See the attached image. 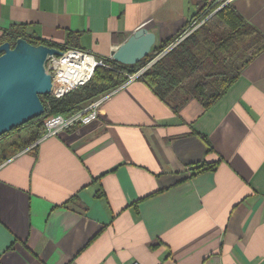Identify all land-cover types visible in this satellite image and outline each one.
<instances>
[{
  "label": "crops",
  "instance_id": "obj_1",
  "mask_svg": "<svg viewBox=\"0 0 264 264\" xmlns=\"http://www.w3.org/2000/svg\"><path fill=\"white\" fill-rule=\"evenodd\" d=\"M202 3L0 0V45L24 24L111 58L134 32L174 36ZM227 3L264 34V0ZM0 264H264V54L209 111L175 112L136 80L0 166Z\"/></svg>",
  "mask_w": 264,
  "mask_h": 264
},
{
  "label": "trees",
  "instance_id": "obj_2",
  "mask_svg": "<svg viewBox=\"0 0 264 264\" xmlns=\"http://www.w3.org/2000/svg\"><path fill=\"white\" fill-rule=\"evenodd\" d=\"M227 0H203L200 8L185 26L174 36L155 46L150 55L135 66H125L111 58H99L103 65L97 66L91 79L77 90L61 99L51 95L42 96L45 114L2 136L33 125L30 137L8 147L0 156V166L25 149L37 144L46 134V122L54 116L69 118L127 84L129 76L137 73L150 60L167 50L177 39L191 30L192 33L162 57L138 80L144 83L162 102L178 112L190 100L198 101L209 111L238 81L244 69L264 54V34L251 25ZM77 37L68 33L67 42L58 45L28 32V25H14L4 31L3 43L15 44L25 39L34 46H47L63 52L72 47ZM177 103L176 106L171 105ZM204 141L211 150L210 141ZM214 165H198L196 173Z\"/></svg>",
  "mask_w": 264,
  "mask_h": 264
},
{
  "label": "water",
  "instance_id": "obj_3",
  "mask_svg": "<svg viewBox=\"0 0 264 264\" xmlns=\"http://www.w3.org/2000/svg\"><path fill=\"white\" fill-rule=\"evenodd\" d=\"M154 47L150 34L134 32L111 59L135 66ZM50 56L61 57L63 51L34 46L25 39L0 45V138L45 114L41 97L51 95L53 89V76L47 69Z\"/></svg>",
  "mask_w": 264,
  "mask_h": 264
},
{
  "label": "built area",
  "instance_id": "obj_4",
  "mask_svg": "<svg viewBox=\"0 0 264 264\" xmlns=\"http://www.w3.org/2000/svg\"><path fill=\"white\" fill-rule=\"evenodd\" d=\"M229 0L226 1V3ZM193 30L186 32L179 39H177L167 50L150 60L143 68H141L137 73L130 75L127 83L138 80L143 74H145L149 69H151L162 57H164L169 51H171L174 47L180 44L184 39H186ZM87 60H92L95 64L94 70L97 66L103 65V61L97 59L94 55L79 50V49H69L63 52V56H50L47 62V69L53 76V89L51 96L55 99H61L65 95L70 92L75 91L79 87L85 85L91 78H89L84 84H74L69 87L63 86V89H56L57 86L61 84H56V76L63 67L64 64H71L75 66H80ZM94 74V72H93ZM93 76V75H92ZM104 99V98H103ZM103 99L92 103L83 111L69 117L65 118L63 116H54L47 120L46 122V134L42 139L58 137L63 131L72 127L75 124H88L98 117V108L101 105Z\"/></svg>",
  "mask_w": 264,
  "mask_h": 264
},
{
  "label": "bare ground",
  "instance_id": "obj_5",
  "mask_svg": "<svg viewBox=\"0 0 264 264\" xmlns=\"http://www.w3.org/2000/svg\"><path fill=\"white\" fill-rule=\"evenodd\" d=\"M94 66L92 60H87L80 66L64 64L56 76V84H61L56 89H63V86L69 87L74 84H84L92 77Z\"/></svg>",
  "mask_w": 264,
  "mask_h": 264
},
{
  "label": "rangeland",
  "instance_id": "obj_6",
  "mask_svg": "<svg viewBox=\"0 0 264 264\" xmlns=\"http://www.w3.org/2000/svg\"><path fill=\"white\" fill-rule=\"evenodd\" d=\"M97 59H99V58H97ZM32 127H33V125L27 126L25 128H22L20 130L13 132V134H11L5 138L0 139V156H1V153L4 151H8L11 153L12 150L10 149V147H8L9 144L11 145V144L16 143V142H20L19 144H21L20 140H22V142H23V140L30 137V135L33 132Z\"/></svg>",
  "mask_w": 264,
  "mask_h": 264
}]
</instances>
